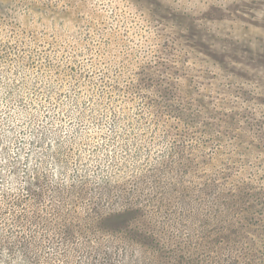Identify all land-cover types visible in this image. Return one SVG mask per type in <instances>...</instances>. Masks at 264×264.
Instances as JSON below:
<instances>
[{"label": "rangeland", "instance_id": "1", "mask_svg": "<svg viewBox=\"0 0 264 264\" xmlns=\"http://www.w3.org/2000/svg\"><path fill=\"white\" fill-rule=\"evenodd\" d=\"M0 264H264V0H0Z\"/></svg>", "mask_w": 264, "mask_h": 264}]
</instances>
